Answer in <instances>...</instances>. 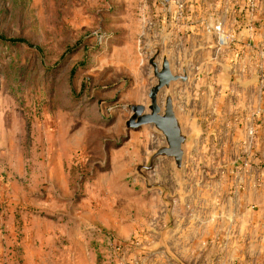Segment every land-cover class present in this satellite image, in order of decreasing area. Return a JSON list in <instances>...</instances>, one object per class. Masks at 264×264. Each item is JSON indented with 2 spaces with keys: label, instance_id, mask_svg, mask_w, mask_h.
<instances>
[{
  "label": "rangeland",
  "instance_id": "obj_1",
  "mask_svg": "<svg viewBox=\"0 0 264 264\" xmlns=\"http://www.w3.org/2000/svg\"><path fill=\"white\" fill-rule=\"evenodd\" d=\"M195 1L0 0V264H264L263 139L245 128L258 68L234 73L243 49L211 34L224 0ZM153 46L175 75L189 62L172 86L182 173L146 174L169 205L135 174L162 136L123 129Z\"/></svg>",
  "mask_w": 264,
  "mask_h": 264
},
{
  "label": "water",
  "instance_id": "obj_2",
  "mask_svg": "<svg viewBox=\"0 0 264 264\" xmlns=\"http://www.w3.org/2000/svg\"><path fill=\"white\" fill-rule=\"evenodd\" d=\"M154 54L149 59L154 85L148 91V103L130 107V117L124 124V131H136L143 126H152L156 133L162 136L164 144L155 149L147 158L145 165L138 166L135 174L144 182L148 191L159 190L161 199L169 205L166 197L168 191L160 185L150 184L146 174L154 169L158 160L172 159L175 172L181 175L186 147L192 143V136L182 127V121L176 115L175 100L172 86L177 82L188 81V61L183 62L181 75H175L168 54H162L161 49L153 46ZM160 58V63L157 60ZM163 95L162 105L160 103Z\"/></svg>",
  "mask_w": 264,
  "mask_h": 264
},
{
  "label": "crops",
  "instance_id": "obj_3",
  "mask_svg": "<svg viewBox=\"0 0 264 264\" xmlns=\"http://www.w3.org/2000/svg\"><path fill=\"white\" fill-rule=\"evenodd\" d=\"M214 2H216L213 4L214 9H221V5H224L223 9L227 12V15H229L230 22H212L210 24L213 25L214 23L212 29L216 26H221L223 33L229 38L228 41L235 43V54L238 53V48H242L244 51L242 54L243 59H241L243 61V67L239 66L234 73L238 71L243 75L248 74L250 77L255 67L258 68L255 74H257V72L259 74L262 70L264 71V63L261 62L258 56L260 51L264 49V0H224V2ZM201 3L202 0H196L194 2V10L199 12L201 8L204 7ZM173 5L175 8V6L179 4L173 1ZM234 7L235 11L238 10L240 13L245 12L246 18L244 20L240 21L237 18H233L232 20V10ZM177 8L179 9L180 7L177 6L176 9ZM200 23L201 22H191L190 28L195 29ZM203 23L207 24V22ZM211 34L218 36L215 31H213V33L211 32ZM256 83H258L257 79ZM259 99L256 105H252L253 108L250 109L249 106L246 108L248 115L245 128L251 132L256 129L257 133H261L264 149V91ZM258 112H261L263 115H258L253 119L252 115L258 114Z\"/></svg>",
  "mask_w": 264,
  "mask_h": 264
},
{
  "label": "built area",
  "instance_id": "obj_4",
  "mask_svg": "<svg viewBox=\"0 0 264 264\" xmlns=\"http://www.w3.org/2000/svg\"><path fill=\"white\" fill-rule=\"evenodd\" d=\"M170 2V0H165V2ZM252 8H253V6H252ZM214 31L218 34V40H219V42L220 41H222V42H224V44H225V42L226 41H228V37L223 33V31H222V29H221V26H216V27H214ZM222 35H223V38L225 39H223V38H221L222 37ZM220 44V43H219ZM259 58H260V60H261V62H263L264 63V49L263 50H261L260 51V53H259ZM259 79H260V85H261V88H262V90L264 91V71L262 70L260 73H259ZM252 133V132H251Z\"/></svg>",
  "mask_w": 264,
  "mask_h": 264
},
{
  "label": "trees",
  "instance_id": "obj_5",
  "mask_svg": "<svg viewBox=\"0 0 264 264\" xmlns=\"http://www.w3.org/2000/svg\"><path fill=\"white\" fill-rule=\"evenodd\" d=\"M0 41H2V42H3V41H4V39H3V38H0Z\"/></svg>",
  "mask_w": 264,
  "mask_h": 264
}]
</instances>
